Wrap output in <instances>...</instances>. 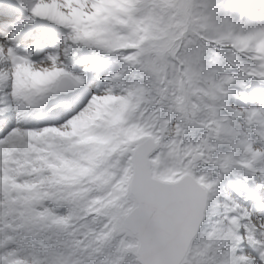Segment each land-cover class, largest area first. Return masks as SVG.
<instances>
[{
    "label": "snow or ice",
    "instance_id": "obj_1",
    "mask_svg": "<svg viewBox=\"0 0 264 264\" xmlns=\"http://www.w3.org/2000/svg\"><path fill=\"white\" fill-rule=\"evenodd\" d=\"M0 264H264V0H0Z\"/></svg>",
    "mask_w": 264,
    "mask_h": 264
},
{
    "label": "rangeland",
    "instance_id": "obj_2",
    "mask_svg": "<svg viewBox=\"0 0 264 264\" xmlns=\"http://www.w3.org/2000/svg\"><path fill=\"white\" fill-rule=\"evenodd\" d=\"M260 87H261L260 85H256V84L253 85V89H259Z\"/></svg>",
    "mask_w": 264,
    "mask_h": 264
}]
</instances>
